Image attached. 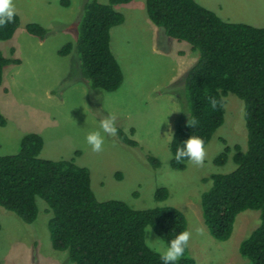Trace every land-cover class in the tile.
Returning <instances> with one entry per match:
<instances>
[{
  "label": "rangeland",
  "instance_id": "374dc122",
  "mask_svg": "<svg viewBox=\"0 0 264 264\" xmlns=\"http://www.w3.org/2000/svg\"><path fill=\"white\" fill-rule=\"evenodd\" d=\"M89 1L12 0L19 26L11 39L0 42V50L20 63L3 69L0 112L6 125L0 127V156L17 153L25 134H39L44 141L39 157L74 159L86 167L97 200H119L134 209L172 206L180 210L190 233L187 253L196 264H242L238 246L258 226L259 212L240 213L229 239L217 241L209 235L199 206L205 187L201 179L234 168L231 156L223 166L213 163L224 148L223 141L244 147L241 101L231 93L224 98V122L205 146L203 162H187L184 170H172L168 142L183 119V80L198 53L155 27L146 15L145 0L116 5L113 8L124 21L110 30V50L122 70L123 83L115 92L92 91L80 75L76 51L57 55L65 44L74 43L83 5ZM97 2L106 4L107 0ZM196 2L222 20L264 27V0ZM29 23L47 30L43 40L26 32ZM100 114L114 115L115 125L125 132L133 128V138L145 153L160 161L159 168L151 170L107 134H103V150L93 152L85 137L98 129ZM161 186L169 192L165 201L154 198ZM36 204L38 215L31 225L0 207L1 264H70L66 252L50 246L46 203L37 198ZM148 228L144 237L159 238L152 229L146 234Z\"/></svg>",
  "mask_w": 264,
  "mask_h": 264
},
{
  "label": "trees",
  "instance_id": "16d2710c",
  "mask_svg": "<svg viewBox=\"0 0 264 264\" xmlns=\"http://www.w3.org/2000/svg\"><path fill=\"white\" fill-rule=\"evenodd\" d=\"M131 1L85 3L74 43L57 51L60 57L76 51L80 75L92 91L115 92L123 83L122 70L110 50V30L124 21L113 7ZM145 9L149 20L166 37L185 42L198 53L183 80V119L168 142L172 170L186 168V160L175 159L182 142L197 136L206 146L221 127L228 93L242 103L244 147L223 141L224 148L213 163L223 166L231 156L234 168L201 179L205 187L199 206L209 235L217 241L229 239L240 213L258 211L259 224L239 243L238 253L242 264H264V27L222 20L196 0H145ZM18 26L15 14L12 23L0 26V42L11 39ZM25 30L39 40L47 34L37 23L27 24ZM19 63L0 50V87L3 69ZM5 125L0 112V127ZM116 127L114 138L141 163L157 170L160 161L143 151L133 138L134 129L125 132ZM43 144L39 134L27 133L17 153L0 156V207L31 225L38 215L36 199L44 201L50 215V246L66 252L70 264H162L160 256L145 245L144 229L152 228L167 241L187 231L184 214L172 206L134 209L119 200L99 201L91 189L90 171L75 164L74 159H41ZM168 196L163 186L154 192L157 201ZM179 264H196L187 247Z\"/></svg>",
  "mask_w": 264,
  "mask_h": 264
},
{
  "label": "clouds",
  "instance_id": "9594fccd",
  "mask_svg": "<svg viewBox=\"0 0 264 264\" xmlns=\"http://www.w3.org/2000/svg\"><path fill=\"white\" fill-rule=\"evenodd\" d=\"M16 14L12 0H0V26L12 23ZM98 129L88 132L85 137L86 143L93 152H101L105 143V136H116L118 129L115 125V116L112 114L102 115L97 119ZM175 153L177 161L186 160L189 163L200 165L205 157L204 141L197 136H191L181 143ZM152 228L146 230L151 233ZM190 239L188 231L176 233L174 238L165 241L163 238L152 239L145 236V245L160 256L162 264H179L185 255L186 247ZM163 249V251H162Z\"/></svg>",
  "mask_w": 264,
  "mask_h": 264
}]
</instances>
